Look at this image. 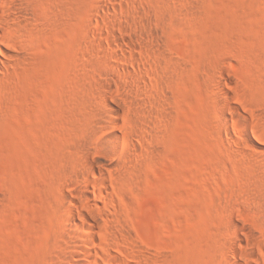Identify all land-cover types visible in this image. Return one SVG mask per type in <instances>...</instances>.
<instances>
[{
    "label": "rangeland",
    "instance_id": "rangeland-1",
    "mask_svg": "<svg viewBox=\"0 0 264 264\" xmlns=\"http://www.w3.org/2000/svg\"><path fill=\"white\" fill-rule=\"evenodd\" d=\"M4 5L0 264H264V0Z\"/></svg>",
    "mask_w": 264,
    "mask_h": 264
},
{
    "label": "bare ground",
    "instance_id": "bare-ground-1",
    "mask_svg": "<svg viewBox=\"0 0 264 264\" xmlns=\"http://www.w3.org/2000/svg\"><path fill=\"white\" fill-rule=\"evenodd\" d=\"M0 11L8 12L7 6L4 5V0H0ZM7 19L8 18L2 17V22H6ZM0 44H1V42H0ZM0 53L1 54H6L7 51L5 49H1L0 48ZM1 64H2V60L0 58V65ZM103 102L107 106V108L110 110L111 115H112V117L109 118L108 123L113 126V129H114L113 130L114 131L113 132V135H114V137L115 138H120V134L121 133H122L121 134V137H122V135L124 133L119 128H117L118 130H116V127H117V124H118L117 121H118V119L121 116L120 109L115 104H113L112 102H110L108 99L103 98ZM115 130L116 131H119V132H116ZM114 137H113V139H114ZM230 226L232 228V231L231 232H232V235H233L234 239L237 241V243H239L240 241H242V239H240V237L238 236V229H239V227L237 225H235L233 222L230 223ZM91 227H93L92 224H91ZM86 262H88L87 259H86ZM232 264H242V262L239 261V260H237V259H235V261Z\"/></svg>",
    "mask_w": 264,
    "mask_h": 264
}]
</instances>
